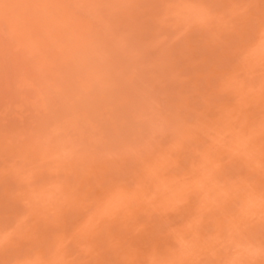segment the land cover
I'll list each match as a JSON object with an SVG mask.
<instances>
[{"label": "rangeland", "instance_id": "obj_1", "mask_svg": "<svg viewBox=\"0 0 264 264\" xmlns=\"http://www.w3.org/2000/svg\"><path fill=\"white\" fill-rule=\"evenodd\" d=\"M0 264H264V0H0Z\"/></svg>", "mask_w": 264, "mask_h": 264}]
</instances>
